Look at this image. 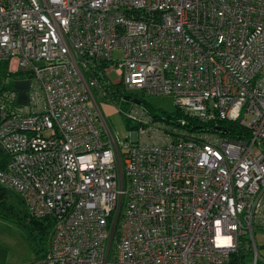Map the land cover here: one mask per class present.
<instances>
[{"label":"built area","instance_id":"1","mask_svg":"<svg viewBox=\"0 0 264 264\" xmlns=\"http://www.w3.org/2000/svg\"><path fill=\"white\" fill-rule=\"evenodd\" d=\"M0 62L29 78L26 105L0 94V185L50 225L30 264H255L264 0H0ZM112 67L180 117L130 109L126 142L100 131Z\"/></svg>","mask_w":264,"mask_h":264},{"label":"rangeland","instance_id":"2","mask_svg":"<svg viewBox=\"0 0 264 264\" xmlns=\"http://www.w3.org/2000/svg\"><path fill=\"white\" fill-rule=\"evenodd\" d=\"M120 57L119 50L113 52L114 60H119ZM28 79L21 76H5L2 71L0 88L8 90L15 96V81L21 82V86L24 88ZM2 80L4 86L1 85ZM105 80L111 84V87L104 91V96L98 98L94 96L95 103H92L94 105L92 109L96 117L97 128L100 131L108 129L117 137V141L126 142L127 133L134 130L135 123L127 121L125 118V113L130 109L142 110L161 123L163 122L160 120H166L167 117L171 118V121L179 118L174 114L176 110L170 96H144L138 90L125 89L118 83L119 77L116 75L114 67L108 71ZM124 97H128V99L125 100ZM131 100H137L139 104L134 105ZM13 103L17 105V96ZM120 203L119 211L121 213L125 200L122 199ZM3 205L6 207L0 209V264H30L43 254L48 236L47 234L40 235L39 230L33 228L29 223L26 207L18 193L6 188L3 193ZM114 213L115 211L110 214V221L113 220ZM254 241L257 245V254L261 255L264 252L262 247L264 234L255 233ZM244 264H246L245 259Z\"/></svg>","mask_w":264,"mask_h":264},{"label":"trees","instance_id":"3","mask_svg":"<svg viewBox=\"0 0 264 264\" xmlns=\"http://www.w3.org/2000/svg\"><path fill=\"white\" fill-rule=\"evenodd\" d=\"M2 71H3V74L5 76H21V77H24L25 76V74H20V73H16V74H10V73H8L5 62H0V74H2ZM100 80H101V78H100ZM2 86H4V85H2ZM102 87H103V90L102 91L104 92V91H106V89H108V87H111V84H109V85H103ZM3 92H9V91L1 87L0 88V94L3 93ZM174 114L176 116H179L180 117V113L177 110H176V112ZM169 119H171V118H169ZM222 125H221V127H224ZM226 126H228V125H226ZM6 161H7V155L0 148V170L3 168L4 164L6 163ZM5 189L6 188H4L3 186L0 185V209H2V207L3 208L6 207L5 205H3V193H4ZM8 208H7V210L9 211L10 208L9 209ZM29 220H30L29 223L33 226V228L39 230L40 235L45 236V234L48 233L49 228H50V225H49V223H48L47 220H36V219L30 218V217H29ZM244 259H245V256H244L242 262H244Z\"/></svg>","mask_w":264,"mask_h":264},{"label":"crops","instance_id":"4","mask_svg":"<svg viewBox=\"0 0 264 264\" xmlns=\"http://www.w3.org/2000/svg\"><path fill=\"white\" fill-rule=\"evenodd\" d=\"M15 82L16 83L14 85V90H15L16 95L14 96V98L17 96V105L22 107L23 105H26V101H27L26 93H25V90L27 89V83L25 84V87L23 88V86H21L22 85L21 82H17V81ZM3 85H4V82H3ZM262 247L264 248V245ZM258 256L259 258L255 261V264H264L262 262V259H264V252L261 255L258 254ZM245 260H246V264H251V256L249 254L245 255ZM242 264H244V262Z\"/></svg>","mask_w":264,"mask_h":264},{"label":"water","instance_id":"5","mask_svg":"<svg viewBox=\"0 0 264 264\" xmlns=\"http://www.w3.org/2000/svg\"><path fill=\"white\" fill-rule=\"evenodd\" d=\"M125 100L128 99V97H124ZM131 103L134 104V105H138L139 104V101L137 100H131Z\"/></svg>","mask_w":264,"mask_h":264}]
</instances>
